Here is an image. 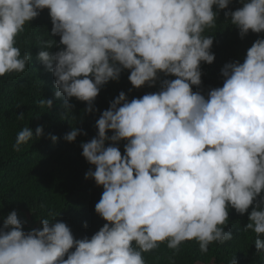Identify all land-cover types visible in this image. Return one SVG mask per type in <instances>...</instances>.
<instances>
[{"label":"clouds","instance_id":"clouds-1","mask_svg":"<svg viewBox=\"0 0 264 264\" xmlns=\"http://www.w3.org/2000/svg\"><path fill=\"white\" fill-rule=\"evenodd\" d=\"M231 2L0 0V77L26 70L32 57L18 38L47 9L60 42L42 40L37 59L55 77L65 109L76 98L91 113L101 88L124 70L136 89L160 83L158 92L131 101L121 92L96 121L97 136L81 145L95 169L85 178L103 188L95 205L106 221L99 231L76 239L49 212L52 220L26 232L13 211L0 228V264H146L144 254L161 244L178 253L188 241L207 253L210 244L233 239L224 230L230 208L241 215L252 208L244 231L256 234L257 253L264 250V38L242 63L224 65L222 87L207 96L193 91L202 84L201 64L216 59L205 34L217 27L213 7ZM241 4L225 13L240 37L264 33V0ZM54 45L61 50L52 54ZM161 73L175 79L161 80ZM38 103L53 106L51 99ZM81 134L73 128L65 139ZM43 135V127L35 134L24 127L13 150Z\"/></svg>","mask_w":264,"mask_h":264},{"label":"trees","instance_id":"trees-1","mask_svg":"<svg viewBox=\"0 0 264 264\" xmlns=\"http://www.w3.org/2000/svg\"><path fill=\"white\" fill-rule=\"evenodd\" d=\"M241 6V0H232L228 9L213 7L218 12L217 27L205 34L213 37L211 51L216 59L211 65L201 64L202 84L199 88L193 86V91L207 96L211 89L222 87L224 65L234 61L242 63L254 41L264 38V33L252 32L243 39L240 37L239 30L225 13ZM52 27L47 9L27 24L17 46L22 54L30 51L31 62L23 73L0 77V228L13 211L26 232L42 228V218L52 220L54 217L49 216V212H53L58 221L69 226L76 239L91 238L106 223L95 211L103 188L97 186L94 179L85 178L90 169H95L83 157L81 145L97 136L96 121L121 92L131 101L158 92L160 83L136 89L128 79L130 72L124 70L118 81H110L101 88L91 113L86 111L87 103L76 98L68 102L72 107L65 109L64 100L55 97V77L37 59L39 52L45 50L40 47L42 40H53L57 45L60 42L59 36L51 35ZM47 50L55 54L61 49L54 45ZM160 79L175 77L161 73ZM42 99L53 100L52 108L40 107L38 101ZM24 127L31 128L34 134L37 127H43L44 135L21 145L20 151H14L16 136ZM73 128L81 130L82 134L75 142H68L65 135ZM85 132L87 135L83 134ZM51 136H56L57 142H53ZM126 143L121 141L118 145L122 154ZM251 211L252 208L241 215L230 208L224 230L231 231L233 239L210 244L207 253L200 251L196 241L184 242L178 253L161 244L144 254L146 264H232L234 260L236 264H264V250L257 253L255 246L256 234L244 231Z\"/></svg>","mask_w":264,"mask_h":264}]
</instances>
